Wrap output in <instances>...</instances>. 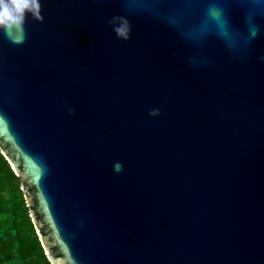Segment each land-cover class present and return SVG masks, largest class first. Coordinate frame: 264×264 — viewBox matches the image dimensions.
<instances>
[{
	"label": "water",
	"instance_id": "water-1",
	"mask_svg": "<svg viewBox=\"0 0 264 264\" xmlns=\"http://www.w3.org/2000/svg\"><path fill=\"white\" fill-rule=\"evenodd\" d=\"M248 8L39 0L21 43L0 32V154L50 264H264V15Z\"/></svg>",
	"mask_w": 264,
	"mask_h": 264
},
{
	"label": "trees",
	"instance_id": "trees-1",
	"mask_svg": "<svg viewBox=\"0 0 264 264\" xmlns=\"http://www.w3.org/2000/svg\"><path fill=\"white\" fill-rule=\"evenodd\" d=\"M0 264H50L29 217L19 178L1 154Z\"/></svg>",
	"mask_w": 264,
	"mask_h": 264
},
{
	"label": "clouds",
	"instance_id": "clouds-1",
	"mask_svg": "<svg viewBox=\"0 0 264 264\" xmlns=\"http://www.w3.org/2000/svg\"><path fill=\"white\" fill-rule=\"evenodd\" d=\"M39 16V0H0V32L12 38L14 43L23 41V24L26 14ZM114 31L120 38L126 39L129 33L127 21L121 20Z\"/></svg>",
	"mask_w": 264,
	"mask_h": 264
},
{
	"label": "snow or ice",
	"instance_id": "snow-or-ice-1",
	"mask_svg": "<svg viewBox=\"0 0 264 264\" xmlns=\"http://www.w3.org/2000/svg\"><path fill=\"white\" fill-rule=\"evenodd\" d=\"M248 8V19L251 20L256 15H264V0H243Z\"/></svg>",
	"mask_w": 264,
	"mask_h": 264
}]
</instances>
